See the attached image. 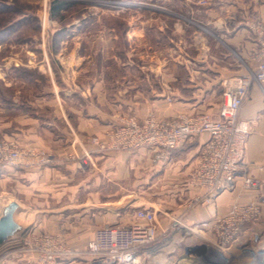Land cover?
I'll return each instance as SVG.
<instances>
[{"label":"crops","instance_id":"1","mask_svg":"<svg viewBox=\"0 0 264 264\" xmlns=\"http://www.w3.org/2000/svg\"><path fill=\"white\" fill-rule=\"evenodd\" d=\"M206 11L209 18L202 23L210 31L199 27L193 32L203 51L189 57L198 64L189 68L187 85L176 84L167 90L169 84L164 82L171 79L165 76H175L159 64L153 71L162 76L163 85L151 97L144 94L145 87L127 86L125 94L121 88L111 95L98 80L78 81L69 89L51 91L53 100L44 102L45 106L38 104L39 110L46 111L22 113L4 123L5 132L0 131L6 138L48 151L52 162L5 167L0 175V211L16 201L17 211L29 219L27 229L35 233L46 229L61 237L69 249L83 251L97 227L128 224L137 220V209H154L157 237L138 251L133 264H187L183 262L187 255L198 257L207 250L225 264H264V214L260 221L245 224L238 239L225 247L218 245L212 229L236 203L260 198L264 209V85L250 86L239 111V118L251 127L244 162L258 185L245 187L239 174L235 187L220 193L214 203L196 200L206 191L188 184L189 173L209 138L206 133L190 138L171 150L169 159L161 160H155L147 147L100 150L91 142L94 136L106 139V131L127 116L172 118L204 109L219 115L222 81L256 65L252 52L257 45L249 24L254 18L264 21V0H216ZM177 29L182 30L181 23ZM61 258L55 264H92L93 257Z\"/></svg>","mask_w":264,"mask_h":264},{"label":"rangeland","instance_id":"2","mask_svg":"<svg viewBox=\"0 0 264 264\" xmlns=\"http://www.w3.org/2000/svg\"><path fill=\"white\" fill-rule=\"evenodd\" d=\"M55 1H67L56 16L51 11ZM215 1L0 0V8L7 5L13 8L0 12V128L19 114L46 111L39 110L38 104L45 106L44 102L52 101L51 91L54 93L65 86L69 89L78 81L98 80L111 95L121 88L125 94L127 86L145 87L144 94L151 97L163 85L162 76L153 69L163 64L175 76H165L166 80L171 79L164 82L169 84L167 90L176 84L187 85L190 69L198 64V60L189 57H197L203 51L193 32L199 27L210 31L202 20L209 18L206 8ZM20 19L23 22H15ZM179 23L181 31L177 29ZM234 52L236 50L231 54L235 55ZM226 82L222 81L224 88ZM224 88L220 92L221 103ZM3 139L14 138H6L0 131V140ZM14 140L21 148H32ZM14 219L27 229L29 219L22 211H17ZM27 230L29 233L24 236ZM27 230L0 246V264L39 261L40 253L33 245L37 239L51 233L46 229L40 233ZM192 249L201 252L197 247ZM73 251L60 256L61 260L89 255L86 249ZM183 259L187 264H225V260L212 258L208 250L198 257L187 255Z\"/></svg>","mask_w":264,"mask_h":264},{"label":"built area","instance_id":"3","mask_svg":"<svg viewBox=\"0 0 264 264\" xmlns=\"http://www.w3.org/2000/svg\"><path fill=\"white\" fill-rule=\"evenodd\" d=\"M257 47L252 52L256 65L245 74L225 83L223 102L219 115L200 112L166 118L149 116L123 118L121 123L106 132L105 141L98 137L92 142L100 150L152 149L154 159H169L171 150L179 148L190 138L206 133L204 143L192 167L188 184L202 187L203 198L214 203L217 196L235 187L237 176L244 177L245 187H257L258 183L248 175L244 162L245 149L251 134L248 121L239 118V111L250 86L264 85V21L254 18L249 24ZM52 162L51 154L33 148H21L14 139L0 140V174L7 166L44 165ZM264 214L260 198L247 203L234 204L228 213L217 219L212 229L220 246L234 243L247 223L258 222ZM136 221L128 224L102 225L95 229L86 247L92 264H133L138 250L152 244L157 237V213L153 209L139 208ZM40 253L36 264H55L60 256L74 251L66 247L59 236L48 234L33 245Z\"/></svg>","mask_w":264,"mask_h":264},{"label":"water","instance_id":"4","mask_svg":"<svg viewBox=\"0 0 264 264\" xmlns=\"http://www.w3.org/2000/svg\"><path fill=\"white\" fill-rule=\"evenodd\" d=\"M19 205L16 201H10L2 207L0 213V246L9 241L15 234L25 229L14 219V214Z\"/></svg>","mask_w":264,"mask_h":264},{"label":"trees","instance_id":"5","mask_svg":"<svg viewBox=\"0 0 264 264\" xmlns=\"http://www.w3.org/2000/svg\"><path fill=\"white\" fill-rule=\"evenodd\" d=\"M67 5V1H55V3L53 5H51V11H52V15H58L59 12L62 10V8H64ZM8 7L5 8H0V12H5V11H9L10 9H13L12 7H10L9 5H7ZM23 19H20L18 21L15 22H23L21 21ZM7 26V24H6Z\"/></svg>","mask_w":264,"mask_h":264}]
</instances>
